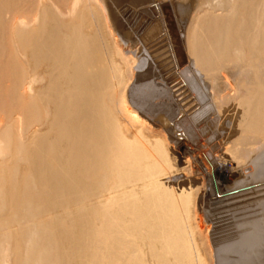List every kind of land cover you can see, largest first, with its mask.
I'll use <instances>...</instances> for the list:
<instances>
[{
    "label": "bare ground",
    "instance_id": "obj_1",
    "mask_svg": "<svg viewBox=\"0 0 264 264\" xmlns=\"http://www.w3.org/2000/svg\"><path fill=\"white\" fill-rule=\"evenodd\" d=\"M221 155L264 191V0H0V264H264Z\"/></svg>",
    "mask_w": 264,
    "mask_h": 264
},
{
    "label": "rangeland",
    "instance_id": "obj_2",
    "mask_svg": "<svg viewBox=\"0 0 264 264\" xmlns=\"http://www.w3.org/2000/svg\"><path fill=\"white\" fill-rule=\"evenodd\" d=\"M151 46L153 47L152 51L156 50L160 47V46L155 45V43H153ZM179 88H180V86H179ZM182 91H183V89L180 90V92H182ZM196 105L197 104L195 103L194 106H196ZM208 115L209 114H207L206 116H208ZM206 116L203 118V119H205L203 121V123L207 122ZM203 119H201V120H203ZM206 129L209 130V127H207ZM213 129L214 128H212V131H213ZM208 132L210 133L211 131L209 130ZM208 132L207 133L204 132L205 133V136L203 137L204 139L202 138V135H200L201 138H199V140H198V145H197V142L194 145H193V143H189V142L185 143L184 144L185 146L183 144H181L177 150V152H179V157L177 160L179 161L180 160L179 158L182 157L180 155H182L181 154L182 149L184 150L185 147L188 149L190 148V150H193V152L197 153V154L198 153L200 154V152L206 150V148L209 146L206 145L204 140L209 135ZM204 133H202V134L204 135ZM206 134H208V135L206 136ZM202 139L204 142L200 144V142H202ZM202 145H206L207 147L201 148V147H203ZM198 147L201 150H198L197 149ZM250 155H252L251 158H253L254 161L257 160V158L253 155V153H251ZM178 161H177V163L181 164V160H180V162H178ZM214 162L216 165H214L215 169L213 171H214L215 177L217 176L216 181L218 183V191L220 192V194L219 193L216 194V197L221 198V197H224L222 195L225 191H227L228 187H229V189H231L230 186H232V185H230V184L232 183V181H235V179H237V176H233V174H230V170H232V168L235 167V164H234L235 162H233L232 160L229 161L228 158L225 159L224 157H222V155L218 159H215ZM239 164L241 165L239 167V170L240 171L244 170L243 172H245L248 176L251 173L250 171L254 169L253 163L250 159L243 160ZM238 174H241V173H238ZM244 177H245V179H248L246 177V175ZM256 184H258V183H256ZM263 184H261V185H263ZM223 188L225 191L223 190ZM259 189H261V188H259ZM257 190L258 189H256L254 192H248V194L243 193V194H239V195H235V196H231V197H224V198L217 199V200H213V198H214L213 194L210 192H209L210 194L208 193L207 199H209V201H210L209 205H208L209 207H207L208 208L207 211H208V215H209L208 216V219H209L208 223L210 224V225L208 224L209 225L208 226V234L210 235L211 240L212 241L214 240L213 241L214 243L210 240V243L212 242L211 246H213V245L217 246L221 243V241L223 242V240H227V239H231V238L235 237L236 232H238V229L236 228V222H238L237 220L240 221L241 219H243L242 218L243 216H246L247 214H251L252 212L253 213L257 212V209H258L256 207V206H258L257 202L259 199H262L261 197L264 198V191L261 190V192H259Z\"/></svg>",
    "mask_w": 264,
    "mask_h": 264
}]
</instances>
